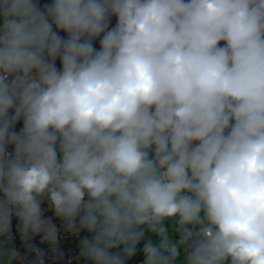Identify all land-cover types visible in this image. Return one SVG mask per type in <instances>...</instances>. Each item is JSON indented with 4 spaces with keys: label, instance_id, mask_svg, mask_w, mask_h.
Instances as JSON below:
<instances>
[{
    "label": "clouds",
    "instance_id": "clouds-1",
    "mask_svg": "<svg viewBox=\"0 0 264 264\" xmlns=\"http://www.w3.org/2000/svg\"><path fill=\"white\" fill-rule=\"evenodd\" d=\"M45 201L90 264H264V0H0V264Z\"/></svg>",
    "mask_w": 264,
    "mask_h": 264
},
{
    "label": "built area",
    "instance_id": "built-area-1",
    "mask_svg": "<svg viewBox=\"0 0 264 264\" xmlns=\"http://www.w3.org/2000/svg\"><path fill=\"white\" fill-rule=\"evenodd\" d=\"M41 4L50 3L48 0H40ZM114 22V20H113ZM64 35V33H61ZM59 63V62H57ZM22 126V123L18 127ZM45 213V218H51L52 222L57 225L58 239L55 245L42 240L40 235L29 238L27 241H22L17 232V223L15 217L12 219V237L6 242L14 245L20 257L22 264H39L40 259H43V264H90L79 256V241L87 235L86 232L73 233L64 227L63 221L58 220L48 202L45 201L42 205ZM31 246V247H29ZM34 249H39L41 256H38ZM16 264H21L17 261ZM134 264H139L136 260Z\"/></svg>",
    "mask_w": 264,
    "mask_h": 264
},
{
    "label": "rangeland",
    "instance_id": "rangeland-1",
    "mask_svg": "<svg viewBox=\"0 0 264 264\" xmlns=\"http://www.w3.org/2000/svg\"><path fill=\"white\" fill-rule=\"evenodd\" d=\"M165 226L169 227L170 226V222L169 221H165ZM145 239H151L153 243H158L159 242V237L156 236L155 234H146ZM183 250L181 251V256L180 258H178V262L177 264H182V260H183Z\"/></svg>",
    "mask_w": 264,
    "mask_h": 264
},
{
    "label": "trees",
    "instance_id": "trees-1",
    "mask_svg": "<svg viewBox=\"0 0 264 264\" xmlns=\"http://www.w3.org/2000/svg\"><path fill=\"white\" fill-rule=\"evenodd\" d=\"M144 241L141 242V244L138 246V255L141 254V249L143 246ZM137 259L134 257L128 261V264H134Z\"/></svg>",
    "mask_w": 264,
    "mask_h": 264
},
{
    "label": "crops",
    "instance_id": "crops-1",
    "mask_svg": "<svg viewBox=\"0 0 264 264\" xmlns=\"http://www.w3.org/2000/svg\"><path fill=\"white\" fill-rule=\"evenodd\" d=\"M48 1H51V0H48Z\"/></svg>",
    "mask_w": 264,
    "mask_h": 264
},
{
    "label": "bare ground",
    "instance_id": "bare-ground-1",
    "mask_svg": "<svg viewBox=\"0 0 264 264\" xmlns=\"http://www.w3.org/2000/svg\"><path fill=\"white\" fill-rule=\"evenodd\" d=\"M51 2V1H50Z\"/></svg>",
    "mask_w": 264,
    "mask_h": 264
}]
</instances>
